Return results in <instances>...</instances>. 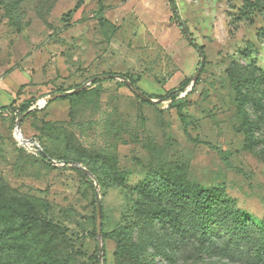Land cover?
<instances>
[{
	"label": "rangeland",
	"instance_id": "374dc122",
	"mask_svg": "<svg viewBox=\"0 0 264 264\" xmlns=\"http://www.w3.org/2000/svg\"><path fill=\"white\" fill-rule=\"evenodd\" d=\"M174 2L199 74L169 0H0V264H136L102 235L99 261L96 190L103 233L141 264H264V116L246 108L249 146L236 81L264 72V7ZM159 180L208 192L205 231L148 214L140 187Z\"/></svg>",
	"mask_w": 264,
	"mask_h": 264
},
{
	"label": "trees",
	"instance_id": "16d2710c",
	"mask_svg": "<svg viewBox=\"0 0 264 264\" xmlns=\"http://www.w3.org/2000/svg\"><path fill=\"white\" fill-rule=\"evenodd\" d=\"M175 20L177 22L178 28L181 30L186 28L184 22L181 20L178 14L174 0H169ZM251 8L261 9L264 7V0H253L251 4L246 3L245 7L241 10L243 16H248ZM186 37L191 45L198 51L202 52L201 48L198 47L193 39ZM123 78L129 82L132 86L135 85L132 78L124 75ZM236 81L238 84L237 89V101L238 108L241 115L245 117L246 123V135L248 137L247 144L249 146L256 145L253 140V130L256 126L254 122L250 121L246 117L245 110L248 106H251L256 114L264 116V72L254 69L253 71H246L241 76H236ZM100 81L96 80L92 86L99 84ZM248 86V87H245ZM80 88V87H79ZM185 86L179 88L176 91L169 93V98L176 99L177 96L183 92ZM139 90V89H138ZM81 93H73L68 95L67 98L76 99ZM36 100H28L21 105L20 112L25 113L29 110L31 106L34 105ZM0 110L5 111L6 108H1ZM183 121V119H182ZM184 122V121H183ZM65 162H69L68 160ZM93 174V172H91ZM111 180V179H109ZM123 181L124 179L121 178ZM114 185V181L110 182ZM140 204L147 210L148 214L155 217L161 224H167L171 226L177 232H182L184 223L188 222L191 228L195 231L200 228L205 231L206 223L208 220L209 212V195L208 192L200 189L198 191H193L190 189H184L176 187L168 181L159 180L156 182H145L140 187L139 193ZM205 234V232H204ZM92 236L95 238V230L93 229ZM103 239H109L116 244V254L115 258L117 261H125L127 256H130L136 261V264H141L139 259L132 256V250L127 247L124 243L125 241L120 237L119 233H109L104 234L102 231ZM6 234L3 230H0V251H3V245L5 241ZM253 258L256 261L264 259V223L262 225L261 231H259V236L254 243L253 248ZM104 260V258H103Z\"/></svg>",
	"mask_w": 264,
	"mask_h": 264
},
{
	"label": "water",
	"instance_id": "95a60500",
	"mask_svg": "<svg viewBox=\"0 0 264 264\" xmlns=\"http://www.w3.org/2000/svg\"><path fill=\"white\" fill-rule=\"evenodd\" d=\"M183 33L186 35V37H189L188 36V31L183 28L182 29ZM199 54L201 55V62H200V65H199V68H198V72L197 74H199L201 72V70L203 69V66H204V56L202 54V52L198 51ZM119 79L123 80L127 86H129L131 88V90L133 91L134 94L138 95L143 101H146L148 103H152V104H156L158 103L159 101H155L153 99H151L149 96L147 95H144V94H141L139 93V91L134 87L132 86L129 82H127L122 76H119L118 77ZM82 88L80 87L77 91H80ZM77 91H71V92H64V93H57L55 95H53V100L59 98V97H62V96H67V95H70V94H73V93H76ZM19 121L17 122V125H16V128H15V135L16 137L19 139V140H22V137L19 133ZM23 142H27V141H24L22 140ZM69 165H76V163L74 162H65ZM83 173H85L86 175H90L89 172L86 170V169H82ZM95 210H96V213H97V225H96V237H97V251H98V259L99 261H102V244H101V235H102V229H101V224H102V221H101V208H100V201H99V194H98V191L96 190L95 191Z\"/></svg>",
	"mask_w": 264,
	"mask_h": 264
}]
</instances>
